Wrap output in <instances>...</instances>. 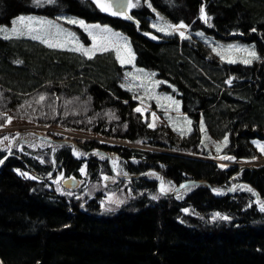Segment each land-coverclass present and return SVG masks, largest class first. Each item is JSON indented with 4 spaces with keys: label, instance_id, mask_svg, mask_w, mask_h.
Masks as SVG:
<instances>
[{
    "label": "trees",
    "instance_id": "trees-1",
    "mask_svg": "<svg viewBox=\"0 0 264 264\" xmlns=\"http://www.w3.org/2000/svg\"><path fill=\"white\" fill-rule=\"evenodd\" d=\"M137 1L125 17L101 10L97 0H0V25L18 15L65 13L121 31L135 64L154 71L171 87L163 88L176 94L193 122L191 132L148 125L135 111L132 94L120 86L125 69L112 51L89 59L25 37H0V127L14 116L87 132L98 139L78 138L77 148L112 153L125 175L155 171L172 186L202 180L210 189L188 185L183 195L163 194L152 177L117 179L116 188L124 187L130 197L103 212L100 193L86 200L68 196L54 179L62 173L98 182L111 174L106 160L76 159L61 145L40 162L24 146L27 152L13 150L0 166V264H264V211L252 193L239 187L227 195L213 193L243 182L264 195V163L223 167L203 159L208 154L198 128L202 120L210 137H227L222 154L260 156L252 140H264V0ZM155 13L173 25L185 24L188 33L252 44L257 58L225 63L193 36L153 30ZM4 156L0 152V160ZM216 213L228 219H214Z\"/></svg>",
    "mask_w": 264,
    "mask_h": 264
},
{
    "label": "rangeland",
    "instance_id": "rangeland-1",
    "mask_svg": "<svg viewBox=\"0 0 264 264\" xmlns=\"http://www.w3.org/2000/svg\"><path fill=\"white\" fill-rule=\"evenodd\" d=\"M98 2L108 3L105 0H98ZM137 3V0H129V5L131 4L132 6H128V11L129 8L135 6ZM108 11H111V7ZM20 17H25V22L28 21V18H31V31H28L24 28V25L20 22ZM70 20L84 21V23L89 26V30H91L92 34L97 37V41L103 39L107 42L108 50L106 51H112L118 64L124 67L125 69L123 73V78L120 82V86L130 92V94H132L133 99L137 103L136 109H141V112L139 113L143 118L147 119L149 126L152 125L150 126L151 128L157 126L170 127L171 129H173L175 134L181 133L185 135L193 130V122L185 113L181 111V103L176 97V94L163 88H171L169 84L164 80L159 79L154 71L138 67L135 64V56L131 48L129 39L124 33L119 30H115L107 25H102L99 23H89L77 16L65 13L57 15L55 18H48L45 16L29 14L18 15L7 26L0 25V37L4 39H6L5 36L9 38L25 37L30 39H34L33 37H38L34 40H37L46 46H48L50 43L62 45L61 47L51 48L68 50L71 48H79L82 46L84 49H94V41L92 39V36L88 34V31L79 27L77 24L69 23L68 21ZM37 21H42L43 23H37ZM95 25H99V29L94 28L93 26ZM174 26L177 25H173L167 22L162 16L157 13H155L154 19L151 20V28L153 30L162 34H175L179 37H181L179 31H182L184 32L185 37L193 36L196 39L209 44V46L212 47L214 53L220 59L221 56L231 57L238 61L236 63H242L239 61L250 59V57H248L247 53L244 52L243 49H250L255 51L254 46L252 44H246L236 41L222 42L213 39L210 36H207L201 31L188 33L187 28L180 29L179 31H173ZM77 29L82 31L87 36L89 41L88 43H84L80 39ZM103 29H108L109 31L102 32L101 30ZM69 33L71 34V36H69ZM196 33H201V35H197ZM128 49L131 50L134 59H132L130 63L121 64L120 60L117 59V55L119 54L121 58L127 60ZM75 52L82 54L81 51ZM101 52H104V50L95 48L93 55ZM217 53H220V55H218ZM221 60L227 63L225 59ZM10 117L11 122L5 123L2 127H0V152H5V155L8 151L12 153L13 150L27 152L23 148L24 146H27L29 147V149L36 151L35 155H33L32 157H35L40 162L43 160L46 161V158L49 160V158L52 156L54 149L60 147L61 145H64L52 142L51 140L65 139L73 141V144L69 143L65 146L70 148L71 155L74 158L81 159L82 157L86 156L87 158L92 157L100 160L104 159V156L100 153L93 152L92 150L84 153L77 148L76 140L78 138L98 139V137H95L87 132L77 133L62 130L57 127L40 126L28 122V120L24 117ZM188 121H191V123L189 124ZM198 128L202 149L203 151H205V153L208 154V157H203V159L215 162L223 167H247L264 163V140H252L253 145L260 152V156L254 160H244L236 158H234L233 160H223L220 157L228 156L226 154L221 153V149L224 145V142L210 137V135L205 129L202 120L198 122ZM50 133L64 134L66 137L56 139ZM5 137H7L8 139H4ZM42 137L46 138L47 140L42 139ZM12 138H14L13 141H15V143L12 141L13 146L10 150V142ZM102 140L105 139L102 138ZM217 147L220 148V151H217ZM107 153L111 160V174L105 176L107 177V179H105L104 177L103 179H100L98 182L95 183L87 181L86 178L78 180L76 179L77 181L74 187L70 189L63 188L59 182H54L58 185L60 193H65L68 196H76L77 198L82 200H86L87 198L92 197L97 193H100L102 195L100 207L103 212L111 211L114 207L120 205L122 202L128 199V197H130L128 190L124 189V187L116 188V180L122 178L116 177L115 175L122 176L124 178L128 177L129 175L121 173V168L117 162V158L112 153ZM81 173L82 177H86V175L84 174V166L81 167ZM145 175L147 177H152L155 180L161 179L159 183L157 182V186L158 190L163 194H170L172 192L173 194L183 195L184 193H186L185 191H181V188L179 190L176 189L177 186L166 184L163 181L162 175H158V173L155 171H148ZM61 176H63L62 173H58L57 175H55L54 181L58 180ZM62 178L66 179L68 177ZM162 187L165 189V191H161ZM239 188L246 189L247 191L248 189H251V191H249L250 193H253L252 191H254L251 187L247 185L239 186ZM227 191H225L224 193H226ZM213 193L217 195L224 194L223 191L218 190H213ZM257 195L258 197H262V199L258 200L252 194V200L258 207L261 208V206L264 205V195L261 196L259 193H257ZM111 201H120V203L117 204Z\"/></svg>",
    "mask_w": 264,
    "mask_h": 264
},
{
    "label": "snow or ice",
    "instance_id": "snow-or-ice-1",
    "mask_svg": "<svg viewBox=\"0 0 264 264\" xmlns=\"http://www.w3.org/2000/svg\"><path fill=\"white\" fill-rule=\"evenodd\" d=\"M98 2V0H97ZM98 6L101 8V10H104V11H108L111 7L110 4L108 3H99L98 2ZM129 6H132L131 4ZM114 14V13H112ZM200 18L202 20H204L205 22H207L208 20V17L205 13V10L203 7L200 8ZM20 22L24 25V28L27 29L28 31H31L32 29L30 28V23H31V18H28V21L25 22V17H20ZM69 23H73V24H77L79 27L85 29L86 31H88V34L92 36V39L94 41V49L95 48H99L101 50H108V44L105 40H100V41H97V37L95 35L92 34L91 30H89V26L86 25L84 23V21L80 20V21H76V20H70L68 21ZM37 23H43L42 21H37ZM94 28L96 29H99V25H95L93 26ZM169 27H172V26H169ZM187 26L183 23H180L179 25L177 26H174L173 27V31H179L180 29H185ZM158 30H161V29H158ZM102 32H108L109 30L108 29H103L101 30ZM253 31H255V29H253ZM179 34L181 36V38H186L185 35H184V32L182 31H179ZM197 35H201V33H196ZM69 36H71V34L69 33ZM5 38H9L7 36H5ZM34 39L38 38V37H33ZM155 39V37H153ZM49 47H61L62 45L60 44H56V43H50L48 45ZM94 49H84L82 46L79 47V48H71V49H68V50H74V51H81L83 55L87 56L89 59H92L93 58V53H94ZM244 52L247 53L248 57H250V59H245V60H242V61H239V62H242V63H251L252 62V59H256L257 58V54L254 50H250V49H243ZM218 55H220V53H217ZM117 59L120 60L121 64H124V63H130L132 59H134V57L132 56V53H131V50L128 49V58L127 60L123 59L120 57V55L118 54L117 55ZM221 59H225L227 63H236L238 62L236 59H233L231 57H224V56H221ZM227 83L231 84V81H227ZM45 100V97L43 95H41L39 97V101H44ZM135 111L137 112H141V109L140 108H137L135 109ZM154 115V114H153ZM11 122V117H8L6 120H5V123H10ZM188 123L190 124L191 121H188ZM152 126V125H150ZM4 139H8L7 137H5ZM224 144L225 146L227 145V137H225L224 139ZM217 151H220V148L217 147ZM221 159L223 160H233L234 157H231V156H223V157H220ZM0 163H3V160H0ZM21 175H25L27 176V173H21ZM105 179H107V177H105ZM56 183H58V181H54ZM161 191H165V189L162 187L161 188ZM248 191H251V189H248ZM155 198V197H154ZM111 202H114V203H120V201H111ZM110 210V209H109ZM261 211H264V205L261 206L260 208ZM187 211V210H185ZM214 219L215 218H219V219H228V217L226 216H220L219 213H216L215 216L213 217Z\"/></svg>",
    "mask_w": 264,
    "mask_h": 264
},
{
    "label": "water",
    "instance_id": "water-1",
    "mask_svg": "<svg viewBox=\"0 0 264 264\" xmlns=\"http://www.w3.org/2000/svg\"><path fill=\"white\" fill-rule=\"evenodd\" d=\"M107 1L110 5H111V10L113 13L117 14V15H125L126 17L129 15L128 13V6H129V0H105ZM13 139L11 140L10 142V150L13 146ZM42 139H46V138H43ZM47 140V139H46ZM52 142H55V143H59V144H64V145H67L69 143H72L73 144V141H69V140H65V139H62V140H51ZM93 152H96V153H100L104 156V160L107 161L110 169H111V160H110V157L108 155V153L106 151H103V150H99V149H93L92 150ZM10 154V151L7 152V154L3 157V161L5 160V158ZM83 159L87 158L86 156L82 157ZM2 165V163H0V166ZM158 173V172H157ZM158 175L161 176L160 173H158ZM116 177H119V178H122V179H131L133 178V176H128L127 178H124L122 176H118V175H115ZM63 176H61L58 180L61 186L63 188H66V189H70L72 187H74L75 183H76V179L72 178V177H68L66 179H63L62 178ZM161 179H156V181L159 183ZM201 184H204L205 186H207L209 189H210V186L208 183H206L205 181H202V180H193V181H186L182 184H180L179 186L176 187V189H180V188H183V187H186L188 185H201ZM244 185H247L249 187L252 188L251 185L247 184V183H243V182H236L234 183L233 185H231L229 188H228V192H231L233 191L234 189L238 188L239 186H244ZM253 189V188H252ZM254 190V189H253ZM227 192V193H228ZM253 192V195L255 196V190L252 191ZM172 193V192H171ZM170 193V194H171ZM215 196H221V195H224V194H220V195H216L214 194ZM256 197V196H255ZM256 199L258 200H261L262 197H256Z\"/></svg>",
    "mask_w": 264,
    "mask_h": 264
},
{
    "label": "bare ground",
    "instance_id": "bare-ground-1",
    "mask_svg": "<svg viewBox=\"0 0 264 264\" xmlns=\"http://www.w3.org/2000/svg\"><path fill=\"white\" fill-rule=\"evenodd\" d=\"M128 13H129V11H128ZM121 15H123V14H121ZM123 16H125V15H123ZM129 16V15H128ZM127 16V17H128ZM126 17V16H125ZM14 143H15V141H13ZM77 159V158H76ZM80 159V158H79ZM81 159H83V158H81ZM146 173H144V174H141V175H137V176H133V178H136V177H145L146 175H145ZM127 178V177H126ZM132 179V178H131ZM125 180H129V179H125ZM253 190V189H252ZM228 192V191H227ZM224 193V195H227V194H230L231 192H228V193ZM256 192V191H255ZM222 196V195H221ZM255 196L256 197H258V195H257V192L255 193Z\"/></svg>",
    "mask_w": 264,
    "mask_h": 264
}]
</instances>
